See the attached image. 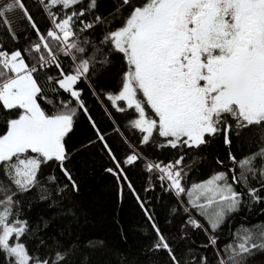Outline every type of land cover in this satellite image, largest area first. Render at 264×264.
<instances>
[{
	"label": "snow or ice",
	"instance_id": "6c2138e0",
	"mask_svg": "<svg viewBox=\"0 0 264 264\" xmlns=\"http://www.w3.org/2000/svg\"><path fill=\"white\" fill-rule=\"evenodd\" d=\"M217 141L227 163L193 181ZM92 150L117 207L127 194L150 226L138 251L123 228L122 245L90 230L73 161ZM254 212L264 216V0H0V264H264Z\"/></svg>",
	"mask_w": 264,
	"mask_h": 264
},
{
	"label": "trees",
	"instance_id": "16d2710c",
	"mask_svg": "<svg viewBox=\"0 0 264 264\" xmlns=\"http://www.w3.org/2000/svg\"><path fill=\"white\" fill-rule=\"evenodd\" d=\"M26 2L29 6L33 4V0H26ZM104 2L107 4L108 0H104ZM32 11L39 20L40 17L36 13V9L33 8ZM41 23L43 22L41 21ZM101 122L102 126H106L103 120ZM87 134L88 129L84 125H81L74 139H83ZM117 145L118 142L114 140L113 146L116 147ZM250 146L248 143L244 145L246 149ZM238 150L239 146H237ZM119 151L122 153V146L119 147ZM145 151L150 155H158V153H153L150 148H145ZM226 151L225 146L220 141L207 147L202 153L204 161L198 166V170L191 175V179L198 181L199 179L206 178L208 174L219 167L216 164L217 157L224 159L225 163H227ZM107 164V160L98 150L82 153L73 161V165H75L74 172L81 185L79 199L89 210L90 230L95 237L103 239L111 245H122L120 232L121 228H123L124 232L128 235V244L123 246L131 247L134 252L138 251L152 236L150 226L144 219L138 206L127 194L125 195L123 204L117 207L113 195L112 178L103 171V168ZM73 165H69V167ZM129 174L133 183L139 189L145 180L142 168L139 166L134 167ZM154 210L160 227L166 234H174L175 223H166V204L154 203ZM117 218L119 219V223L116 222ZM248 220L260 223L264 222V216H259L258 212H254L248 216Z\"/></svg>",
	"mask_w": 264,
	"mask_h": 264
},
{
	"label": "rangeland",
	"instance_id": "374dc122",
	"mask_svg": "<svg viewBox=\"0 0 264 264\" xmlns=\"http://www.w3.org/2000/svg\"><path fill=\"white\" fill-rule=\"evenodd\" d=\"M18 18H19V14H17V16H16V20H18ZM16 26V24L14 23V27Z\"/></svg>",
	"mask_w": 264,
	"mask_h": 264
}]
</instances>
